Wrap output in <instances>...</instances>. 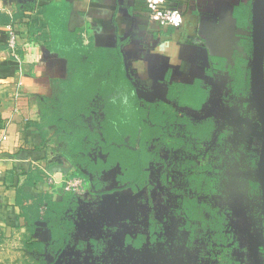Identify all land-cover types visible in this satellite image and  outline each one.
Returning <instances> with one entry per match:
<instances>
[{
    "label": "crops",
    "instance_id": "obj_1",
    "mask_svg": "<svg viewBox=\"0 0 264 264\" xmlns=\"http://www.w3.org/2000/svg\"><path fill=\"white\" fill-rule=\"evenodd\" d=\"M252 2L170 0L185 17L183 27L170 29L150 19L145 0H0V239L8 240V258L18 253L38 259L39 250L28 249L27 242L47 246L57 226L71 223L73 231L82 229L85 215L64 191L69 177L82 175L93 196L113 211L122 197L133 199L131 190L120 189L119 164L101 176L91 175L88 168L90 153L102 154L99 140L92 141L91 135L100 131L105 103L120 102L127 109L139 103L154 109L177 106L183 116L186 106H180V95L172 90L198 85L208 92L205 108L209 106L218 79L230 78L231 61L248 68ZM49 5H56L59 20L51 23L53 28L79 31L84 49L104 50L121 64V70L96 74L101 85L109 81L112 88L108 97L94 100L87 117L69 119L61 100L75 61L70 49L52 43L43 15ZM9 27L18 34V59L8 48ZM84 34L89 44L83 43ZM123 75L132 88L122 83ZM71 251L75 248L70 246Z\"/></svg>",
    "mask_w": 264,
    "mask_h": 264
},
{
    "label": "flooded vegetation",
    "instance_id": "obj_2",
    "mask_svg": "<svg viewBox=\"0 0 264 264\" xmlns=\"http://www.w3.org/2000/svg\"><path fill=\"white\" fill-rule=\"evenodd\" d=\"M251 64L249 61L247 68L246 63L244 66L239 60L231 61L228 82L218 79L212 102L206 108L208 92L201 108L184 105L178 98L180 106H186L183 116L179 115V107L168 108L166 134L157 139L162 146L163 164L159 170L151 171L144 184L127 189L119 184L120 189L131 190L133 199L122 197L117 204L120 207L113 211L92 195L90 183L87 196L72 195V204H77L75 207L81 208L79 212L85 216L76 215L85 218V225L76 231L71 223L64 228L57 226L48 245L38 251V261L264 264V194L258 173L263 134L250 128L244 130L242 119L230 116L231 108L244 107L241 98L252 97ZM189 123L195 131L186 129ZM204 127L209 128V137L204 138ZM238 131L241 135L236 137ZM195 132L200 136L195 137ZM242 138L256 149L251 158L257 165V181L249 184L251 196L260 200L258 209H254L255 225L240 216L237 209L232 210L236 204L230 197V188L226 190L222 183L226 178L224 163L238 155L239 147L244 146ZM62 228L67 233H62ZM70 246L75 251L67 252Z\"/></svg>",
    "mask_w": 264,
    "mask_h": 264
},
{
    "label": "trees",
    "instance_id": "obj_3",
    "mask_svg": "<svg viewBox=\"0 0 264 264\" xmlns=\"http://www.w3.org/2000/svg\"><path fill=\"white\" fill-rule=\"evenodd\" d=\"M56 13V5L44 7L43 15L51 26L52 43L55 46L61 44L70 49L69 57L75 61V64L71 66V72H74V75L64 83L61 100L69 119L80 115L87 117L92 112L94 100L108 97L112 88L109 81L101 85L96 74L103 75L113 69L121 70V64L119 62L116 64L104 50L90 52L84 49L79 31L69 32L53 28L51 23L59 21ZM110 80L119 84V80L114 77ZM121 80L132 88V84L124 75ZM172 92L180 95L179 99L182 103L194 108H201L205 100L204 91L198 85L177 87V91L174 87ZM101 112L102 115L104 113V119L99 123L100 131L97 135L92 134L91 140H99L102 154L90 153L88 168L91 175L101 176L105 172L112 171L119 164L120 173L117 181L124 189L132 188L135 184H144L151 171L159 170L163 164L160 153L162 146L157 139H162L163 134H166L168 108L164 104L156 109L149 105L140 107L139 103L127 109L121 108L120 102L117 104L106 102ZM174 120L173 118L172 122ZM186 129L195 131L190 123ZM203 134L204 138L209 137V128L204 127ZM194 136L199 137L200 134L198 136L195 132ZM191 142H188L190 147L193 146ZM91 146H94L93 142ZM191 164L196 163L194 161ZM192 177L197 176L194 174ZM32 210L35 217H38L37 207ZM27 245L30 250L36 248L40 251L42 248L40 243L31 241H28ZM34 264L46 263L36 261Z\"/></svg>",
    "mask_w": 264,
    "mask_h": 264
},
{
    "label": "rangeland",
    "instance_id": "obj_4",
    "mask_svg": "<svg viewBox=\"0 0 264 264\" xmlns=\"http://www.w3.org/2000/svg\"><path fill=\"white\" fill-rule=\"evenodd\" d=\"M252 53L253 50L249 54L251 62ZM241 103L244 105V107L240 106L237 108H231L230 116L238 119L241 118L244 122V130L247 131V129L250 128L256 130L262 135L263 127L261 111L258 108L257 103L250 95L247 96V98H241ZM232 117H230V121H232ZM240 135L241 132L238 131L235 136L238 137ZM241 143L244 146H242V148L239 147L238 155H234V158L230 159V161H227V163H224V177L226 176V178H223L222 183L224 185L223 188L226 190L230 188V197H232L233 202L237 206L232 207V210L237 209L240 216L245 218L247 221L249 219V222L251 221L252 224L255 225L254 213L260 205V200L257 199L256 201V198L251 196L250 183L257 181L255 176L257 172V165H253L251 158V155L256 152H253L254 149L252 148V143L250 141L248 142V139L242 138ZM254 151H256V149ZM92 195L94 194L92 193ZM0 236H2L1 233ZM7 245V239H0V252L2 253L0 255V263L9 261V264H34L36 261H38V259H33V256L27 255L23 257L22 254L18 253H15L8 258L7 253L5 252Z\"/></svg>",
    "mask_w": 264,
    "mask_h": 264
},
{
    "label": "built area",
    "instance_id": "obj_5",
    "mask_svg": "<svg viewBox=\"0 0 264 264\" xmlns=\"http://www.w3.org/2000/svg\"><path fill=\"white\" fill-rule=\"evenodd\" d=\"M149 17L157 21L161 27L180 29L184 25V14L170 4V0H145ZM83 43L89 44V36L83 35ZM8 48L13 56L18 59L19 40L18 34L12 28H8ZM64 191L74 197H84L89 194V185L80 177H69L65 182ZM47 206L40 211V222H44Z\"/></svg>",
    "mask_w": 264,
    "mask_h": 264
},
{
    "label": "water",
    "instance_id": "obj_6",
    "mask_svg": "<svg viewBox=\"0 0 264 264\" xmlns=\"http://www.w3.org/2000/svg\"><path fill=\"white\" fill-rule=\"evenodd\" d=\"M251 23L253 53L250 86L252 98L261 111L264 130V0H253ZM258 173L264 194V133Z\"/></svg>",
    "mask_w": 264,
    "mask_h": 264
}]
</instances>
